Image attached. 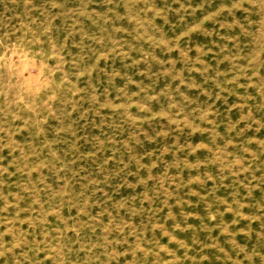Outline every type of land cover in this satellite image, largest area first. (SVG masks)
<instances>
[{
	"label": "rangeland",
	"instance_id": "374dc122",
	"mask_svg": "<svg viewBox=\"0 0 264 264\" xmlns=\"http://www.w3.org/2000/svg\"><path fill=\"white\" fill-rule=\"evenodd\" d=\"M0 264H264V0H0Z\"/></svg>",
	"mask_w": 264,
	"mask_h": 264
}]
</instances>
